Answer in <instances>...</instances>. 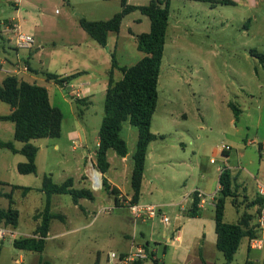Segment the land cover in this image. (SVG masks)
Returning <instances> with one entry per match:
<instances>
[{"label":"rangeland","instance_id":"obj_1","mask_svg":"<svg viewBox=\"0 0 264 264\" xmlns=\"http://www.w3.org/2000/svg\"><path fill=\"white\" fill-rule=\"evenodd\" d=\"M150 1L129 0V4L146 6ZM210 4L200 0H170V20L158 85L159 99L150 127L156 138L148 147L144 174L146 192L139 201L142 204L163 206L162 212L171 219V223L166 225L155 220L136 226L127 206V199L132 200L133 197L131 159L123 160L114 150H110V170L104 176L96 165L94 153L105 115L104 102L108 87L105 74L112 64V55L115 53L121 66H132L140 61L144 55L138 50V36L149 32L150 19L140 11L127 15L120 33H110L108 46L104 48L81 27L80 20L108 21L122 11L121 0H23L20 7L15 6L12 0H0V60L16 57L11 52V48L16 47V34L5 33L8 25L16 23L21 26V32L33 36L36 41L34 67L62 75L92 68L90 75L93 76L82 79L84 82H93L89 88L93 96L89 99L84 97L81 104L75 102V97L69 96V89L57 88L42 80L38 82L49 89L53 106L62 111L64 118L59 138L33 141L39 148L36 173L20 174L18 164L26 157L0 147V209L8 210L9 195H12V207L20 213L17 227L0 222V228L15 232L12 236L0 237V264H39L41 260L50 264H110L109 254L127 252L135 234L137 243L149 242L148 249L155 251L161 262L181 264L177 255L182 252V248L177 249L178 243L171 246L166 240L173 238L175 230L184 224L185 247L200 244L197 227L205 225L208 228L214 221L215 208L209 203L205 206V223L200 225L199 221L188 223L187 216L180 214V207L174 203L197 187L198 183H202L200 178L205 174V168L216 169L222 165V161L212 154L213 150L231 144V140L237 136L241 137L236 128L242 126L239 121H235L234 126L225 111L219 116L213 113L215 108L211 94L215 90L223 96L224 88L234 92L231 84L234 77L219 65L217 70L220 80L214 81L202 63L206 60L208 46L224 44L226 49L217 61L221 63L233 55L231 59L239 65L241 52L238 55L231 52L240 47L237 30L244 9L225 6L211 12ZM226 12L231 13L235 22L234 26L230 25L224 31ZM8 38H12L13 42H9ZM19 53L26 56L27 52ZM246 67L252 68L249 65ZM122 76L119 70H115L114 79L118 80ZM75 86L85 90L84 85ZM256 86L257 83H254L253 89ZM10 108L0 101V117L7 115ZM201 113L207 114V120L215 127L209 137L206 130L198 128L202 120ZM244 119L248 118L245 116ZM122 137L127 142L129 154L133 155L139 140L138 128L125 124ZM0 138L13 142L15 146L23 144L15 140V124L10 121L0 120ZM249 138H252V130ZM242 144L245 146L244 140ZM247 150L258 154V148ZM211 159L217 164L212 165ZM94 170L102 174L100 187L94 186L91 175ZM45 175H52L58 184L72 178L76 189L92 191L95 199H81L76 204L70 195L53 196L52 212L56 218L51 222L45 251L34 253L16 249L14 241L34 237L40 225L46 204V195L41 191ZM104 177L123 190L113 187L109 182L123 195L125 201L120 203L122 207H116L117 195L106 190ZM15 186L31 187L32 190L23 193L21 189H13ZM188 201L189 198L183 203L186 213L191 206ZM232 212L234 210L229 207V217ZM178 215L182 217L179 219ZM261 237L263 249L256 251L255 255L264 258V235ZM166 244L167 256L164 254ZM247 250V239H244L232 264H245ZM208 257L212 258L214 264L225 262L223 254L214 248L209 251Z\"/></svg>","mask_w":264,"mask_h":264},{"label":"trees","instance_id":"obj_2","mask_svg":"<svg viewBox=\"0 0 264 264\" xmlns=\"http://www.w3.org/2000/svg\"><path fill=\"white\" fill-rule=\"evenodd\" d=\"M213 5H235L231 0H204ZM122 11L108 21L80 20L81 27L100 46L106 48L110 33L119 34L124 18L140 11L150 19L149 32L139 34L138 50L144 57L132 66L119 65L115 53L112 55V68L108 72V87L105 99V115L100 126L99 145L96 151V165L100 172L106 176L110 170L108 152L114 150L122 159L130 157L133 163L131 185L133 190V203H139L142 184L145 174L148 147L155 140L151 128L153 117L157 110L159 92L158 85L161 75V66L165 54L167 30L170 20V0H151L146 6H134L129 0H121ZM260 60L264 55L255 54ZM115 70H119L123 77L114 79ZM81 73L67 77H61L52 73H45L49 81L57 85L71 83ZM0 101L8 104L12 112L8 116L0 117L2 121H10L15 124V140L23 143L19 150L13 142L2 141L0 147L11 150L15 154H21L27 161L18 164V172L22 175H31L37 172V154L39 148L33 144L38 139H57L61 136L63 113L51 105L48 90L36 84H30L20 80L17 76H7L0 84ZM78 104L82 100H76ZM235 116H239V110L232 105ZM125 124L138 128L139 140L135 153L130 156L126 140L122 137ZM219 197L215 200V226L217 234V249L223 254L225 264H232L239 250L243 238L248 237L252 241L254 235L246 231L241 224H229L225 222L226 201L235 197L234 179L228 169H224L220 175ZM104 186L116 196L117 207L119 204V190L111 187L108 179L104 177ZM13 189H21L23 193H29L32 188L15 186ZM41 191L46 195V204L41 215V222L34 237L23 238L14 241V247L22 251L43 253L50 233L51 222L56 218L52 212V199L55 195H70L78 204L81 199L94 201L95 196L90 190L76 189L74 179L70 178L62 184L55 183L52 175H45ZM10 207L8 210L0 209V222L8 223L14 227L19 224L20 213L14 209V200L9 195ZM260 206L262 200H260ZM201 199L198 193H194L193 201L187 211L189 218L201 216ZM149 246V242H146ZM203 264L205 260L201 257ZM39 264H50L41 260ZM246 264H251L247 262ZM264 264V263H263Z\"/></svg>","mask_w":264,"mask_h":264},{"label":"crops","instance_id":"obj_3","mask_svg":"<svg viewBox=\"0 0 264 264\" xmlns=\"http://www.w3.org/2000/svg\"><path fill=\"white\" fill-rule=\"evenodd\" d=\"M231 1H233L235 5L210 4V10L211 12H215L220 7L225 6H236L237 8L242 7V9H244L241 12V21H239V28L237 30V40L240 42V47L234 48L231 52L234 55H238L239 52H241V56H239V65L237 66L233 62V59H231L233 55L230 59L223 60V62L221 63L217 61L219 58H222L221 52L226 49L224 48V44H214L208 46L206 50V60L203 61L202 64L206 68V72H208L211 77H214V81L220 80L219 71L217 70V67L219 65H221L223 68H226L227 73L232 74V76L234 77L231 82L232 86L234 87V92H229L228 89L224 88V94L223 96H220L214 90L213 94H211V97L213 101L212 105L215 108L213 110L215 116H219L220 114H222V112L225 111L230 115V122L233 125L235 124V121H239L242 123L241 127L237 126L236 128L237 133H241V137L237 136L235 140H231V144H224L232 148L230 152L223 153L220 149L215 148L212 154L222 161V165H219L216 169L205 168V174H202V178H200L202 183H198L197 187L192 189L190 192H187L180 200H178V202L174 204L180 207V214L187 216V213L185 212V208L183 206L184 201L189 198L190 201L188 202L192 203L194 193H196V191L198 190L203 191L205 193V202L203 204H200V208L202 211L201 216L198 218H189L187 216V219L188 223L194 221H199V224L205 223L203 218L205 206L209 203V205L215 208V200L219 197V191L221 188L219 184L221 169H228L234 179L235 197L229 198L226 201L225 222L232 225L241 224L246 231L252 232V234L254 235V239H262L263 241V238L261 236L264 235V233H259L257 230V217L260 211L259 202L261 200L259 196V185H264V60H260L255 54L264 55V4L261 5V3H259L257 0ZM225 14L226 16L224 17V19L226 21V29H224V31H227L230 25L234 26L235 18L232 17L230 12H226ZM5 35H3V37H5ZM8 41L13 42L12 38H8ZM34 47L26 51V56H21L19 51L15 47L11 48V52L15 53L16 57L14 56L9 57V59L0 60V78L2 77V79H0V84L7 76H17L20 80L26 81L30 84L41 86L38 82H41L42 80V82H49V84H53L57 88H61L54 81H49L46 78L45 73L52 72L44 70L43 68H37L33 66V60L35 56L34 52L36 51L34 50ZM43 50L44 46L42 47V51ZM106 57L109 62V55L107 54ZM240 63L242 65H240ZM24 65L28 67L27 72L23 70ZM248 65L252 66V68L246 67ZM111 68L112 64L109 69L106 70L107 72L105 75L107 77L108 72L111 70ZM91 70L92 68H87L83 71L74 73H81V75L72 80V84L74 85L77 84L80 86H85V97H87V99H89L90 96H93V91H89V88H91L93 82H84L82 81V79L83 77H93L92 74L90 75ZM52 74H56L61 77L74 75H62L59 73ZM254 83H257L255 89H253ZM46 89L48 90L50 97L49 102L53 106L51 102L52 97L50 95V91L48 88ZM251 92H254L255 94ZM248 93L252 95H249ZM232 105L236 106V108L239 110L238 117L235 116ZM11 112L12 108H10V112L4 116L10 115ZM245 116L248 118L247 120L244 119ZM201 119L202 120L198 128L202 131L206 130L208 134L207 136L209 137L210 134L214 132L215 127L207 120V114L204 115L203 113H201ZM250 129L252 130V138H249V132H251ZM242 140H244L245 146L242 144ZM98 145L99 141L97 143V148ZM22 147L23 144L21 146H16V148L19 150ZM251 147L258 148V154H256L255 152H247V149ZM248 156L249 158H247ZM94 157H96V151L94 153ZM129 158L130 157H128V159ZM212 160L214 159H211L210 163L212 165H216L217 161L214 160L215 163H212ZM26 161L27 159L20 161V163H24ZM109 182L112 183L111 185L113 187H116L119 190L123 191L112 180L109 179ZM185 188H187V186ZM147 191L150 192L149 189H147ZM145 192L146 190L144 176L141 198L144 196ZM131 194H133V190L131 191ZM229 207L232 209V211L234 210L231 217L228 216ZM178 217L180 219L182 216L178 215ZM215 225L216 224L214 217V221H211V223L208 225V228L205 225L201 228L200 226H198L197 236L200 240V244L192 245L190 248L185 247L186 224L180 226V228H177L174 232L173 238L167 239L166 243H171V246H174L176 245V243H178L177 249L182 248V252L177 255V259L181 262V264H203L201 257L205 260L206 264H214L211 261L212 258L210 259L208 255L209 251H211L213 248L218 250L216 247L217 234ZM191 226L193 228H196L193 225ZM244 239H247L248 246L246 263L250 262L251 264H263L264 258L258 257L257 254L255 255V252L262 250L263 246L261 247V249H252L250 238L245 237L242 239V241ZM167 244L164 248L165 256H167L168 252ZM159 264H165V262H161L160 260Z\"/></svg>","mask_w":264,"mask_h":264},{"label":"built area","instance_id":"obj_4","mask_svg":"<svg viewBox=\"0 0 264 264\" xmlns=\"http://www.w3.org/2000/svg\"><path fill=\"white\" fill-rule=\"evenodd\" d=\"M259 3L264 4V0H257ZM15 6L20 7L23 0H12ZM15 32L16 39H15V48L18 51H27L32 49L35 46V39L33 36L25 34L21 32V26L19 24H12L8 25L5 28V33ZM23 70L25 72L28 71V67L26 65L23 66ZM62 89L68 90L70 97H75L77 100H81L85 97V90L83 88H76L74 84L71 83H64L63 86H60ZM217 149H220L223 153L230 152L232 148L228 145H223ZM212 163H215L212 160ZM224 169H221V174ZM95 186V182H94ZM101 186V185H100ZM98 186V187H100ZM96 187V188H98ZM198 193L199 198L202 199L201 203L205 202V193L203 191H196ZM259 196L262 200V205L260 206V211L257 217V230L259 233H264V185H259ZM123 195H119L118 199L119 204L124 202ZM128 200V209L130 214L133 218L134 225L137 224H146L148 222H152L155 220H159L163 224H170L171 219L166 216L163 212L162 206H156L153 204H142V203H133L132 200ZM116 205V202H115ZM117 207V205H116ZM114 208H110L109 210H113ZM14 231L10 229L0 228V237L4 238L5 236H12L14 235ZM136 234L133 236L132 245L127 252L117 253L112 252L109 254V263L110 264H159L160 259L156 256L155 251H151L149 246H146V243H137ZM263 246L262 239H254L251 241V248L252 249H261Z\"/></svg>","mask_w":264,"mask_h":264},{"label":"bare ground","instance_id":"obj_5","mask_svg":"<svg viewBox=\"0 0 264 264\" xmlns=\"http://www.w3.org/2000/svg\"><path fill=\"white\" fill-rule=\"evenodd\" d=\"M91 175H92V178H93L96 186H100L101 185V181H102L101 173H99L98 171L94 170Z\"/></svg>","mask_w":264,"mask_h":264},{"label":"water","instance_id":"obj_6","mask_svg":"<svg viewBox=\"0 0 264 264\" xmlns=\"http://www.w3.org/2000/svg\"><path fill=\"white\" fill-rule=\"evenodd\" d=\"M102 175V174H101Z\"/></svg>","mask_w":264,"mask_h":264}]
</instances>
